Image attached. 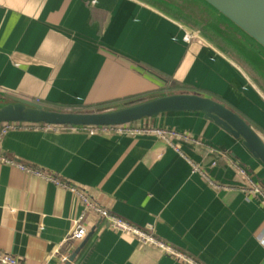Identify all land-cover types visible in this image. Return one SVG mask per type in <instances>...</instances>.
Masks as SVG:
<instances>
[{"label": "crops", "instance_id": "1", "mask_svg": "<svg viewBox=\"0 0 264 264\" xmlns=\"http://www.w3.org/2000/svg\"><path fill=\"white\" fill-rule=\"evenodd\" d=\"M162 5L0 0V93L62 111L201 93L237 109L264 136V85L249 75L262 73L246 59L255 72L239 66L221 41L226 52ZM191 30L200 38L188 43ZM158 125L198 144L176 142L177 149L150 135L92 128H0V155L85 187L98 205L202 264H264V203L240 174L242 164L264 179L262 167L197 115L138 126ZM84 210L69 189L0 163V253L21 264H67L74 255L72 264H182ZM81 215L87 235L69 242Z\"/></svg>", "mask_w": 264, "mask_h": 264}, {"label": "water", "instance_id": "2", "mask_svg": "<svg viewBox=\"0 0 264 264\" xmlns=\"http://www.w3.org/2000/svg\"><path fill=\"white\" fill-rule=\"evenodd\" d=\"M154 1L165 3L196 22L200 19L206 20L205 23L199 24L201 29L195 26L190 27L221 51L226 52L204 30L211 31L216 37L232 46L264 76V0ZM229 56L241 66L234 56L231 54ZM249 75L260 86L252 74ZM186 114L201 117L240 143L264 171V136L234 108L205 94L169 92L96 110L74 112L62 111L35 101L0 93V128L8 125L59 128L149 125L156 119ZM158 127L170 129L166 125H158ZM184 134L194 137L190 133L185 132ZM240 167L253 183L264 190V179L259 178L248 167L242 164ZM74 260L75 255L67 264H72Z\"/></svg>", "mask_w": 264, "mask_h": 264}, {"label": "built area", "instance_id": "3", "mask_svg": "<svg viewBox=\"0 0 264 264\" xmlns=\"http://www.w3.org/2000/svg\"><path fill=\"white\" fill-rule=\"evenodd\" d=\"M195 37L200 38L198 34H196L194 31H190L187 33L185 40L190 43ZM41 128L42 126H4L2 127L6 131L7 129L12 128ZM42 128H56L61 129L59 127H42ZM94 129L95 133L100 134H125L129 136H141V135H150L157 139L163 140L170 144L173 147H176L178 149V146L176 145V142H185L190 144H198V142L194 139H192L190 136L182 134L176 130L168 129V128H154V127H140L137 124H130L125 126H118V127H102V128H92ZM0 163L11 165L18 167L19 169L26 171L28 173L34 174L37 177H41L43 179H46L48 181H51L61 187H64L66 189H69L82 203L84 206V211L86 213H94L95 215L99 216L101 219H104L109 227L117 232L123 233V234H129L136 238L141 244L143 245H149L157 248L158 250L165 253L170 258L176 260L179 263L182 264H202L200 261L195 259L193 256L189 255L188 253L177 249L176 247L167 244L166 242L160 240L157 238L153 233L146 231L144 229H141L128 221L124 220L123 218L113 214L109 209L98 205L91 197L90 193L87 191L85 187L81 186H73L68 183H63L58 181L55 178L47 177L43 173L38 171H33L32 169H29L25 166H22L18 163H16L13 160H10L4 156L0 155ZM195 171H198L197 167L195 166ZM240 174L247 179V182L245 183L246 188L249 189V193L253 195H260L262 197V201L264 203V190L253 183L251 179L248 177L247 173L244 170H240ZM214 188L218 191L223 190L222 187H216ZM245 191L244 189H242ZM85 215H81L78 220L76 221V227L71 232L68 241L69 242H81L85 239L87 235V229L84 224ZM64 262L68 260V257L65 256L62 258ZM0 264H21V262L18 259H15L5 253H0Z\"/></svg>", "mask_w": 264, "mask_h": 264}, {"label": "trees", "instance_id": "4", "mask_svg": "<svg viewBox=\"0 0 264 264\" xmlns=\"http://www.w3.org/2000/svg\"><path fill=\"white\" fill-rule=\"evenodd\" d=\"M180 18H181V20H183L185 23H187V24H189V25H192V26H195V27L201 29V26H200L199 24H197V22H195V20H193L192 18L187 17L186 15H183V14H180ZM204 31H205L206 34H208L209 36H211L212 38H214L216 41H218V42L221 41V44H222L223 46H225V48H227L228 51H231V50H232L229 46L227 47V45H226L222 40L218 39V38L214 35V33H212L211 31L209 32V30H208V31H207V30H204ZM217 39H218V40H217ZM238 57H239V59H240L241 62H243L244 64H246V66L249 67L248 62H246V60H245L244 58H242L240 55H239ZM249 68L251 69V71H252L253 73L255 72V68H253V67H251V66H250ZM255 76H257V77L259 78L258 75L255 74ZM262 79H263V78H262ZM260 80H261V79H260ZM263 85H264V83H263ZM218 101L223 102L221 99H218ZM231 107H232V106H231ZM61 110H62V109H61ZM235 110L238 111L237 109H235ZM73 111H75V112H81V111H83V110H76V109H74ZM249 122H250V121H249Z\"/></svg>", "mask_w": 264, "mask_h": 264}, {"label": "rangeland", "instance_id": "5", "mask_svg": "<svg viewBox=\"0 0 264 264\" xmlns=\"http://www.w3.org/2000/svg\"><path fill=\"white\" fill-rule=\"evenodd\" d=\"M162 6H166V5H162ZM205 19V18H204ZM207 19V18H206ZM199 21V22H198ZM196 22V21H195ZM206 22V20H203V19H200V20H197V24H203V23H205ZM210 32V31H209ZM218 38V37H217ZM218 39H220V38H218ZM217 39V40H218ZM221 40V39H220ZM226 44V43H225ZM227 45V47L229 46L228 44H226ZM232 50L231 51H229L230 53L229 54H231L232 56H234L235 58H236V60L238 61H240V59H238L239 57V54L237 53V51L232 47V46H229ZM241 56V55H240ZM242 57V56H241ZM255 75V74H254ZM258 82H261L262 84L264 83V79H261V80H257ZM177 131V130H176Z\"/></svg>", "mask_w": 264, "mask_h": 264}]
</instances>
